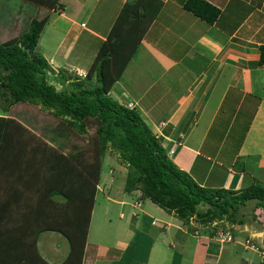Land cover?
Segmentation results:
<instances>
[{
	"label": "crops",
	"instance_id": "0c3cea01",
	"mask_svg": "<svg viewBox=\"0 0 264 264\" xmlns=\"http://www.w3.org/2000/svg\"><path fill=\"white\" fill-rule=\"evenodd\" d=\"M128 1L59 0L47 24L57 35L58 45L44 51L46 55L39 52L54 71L52 77L63 71L84 78ZM158 1L162 4L160 12L111 97L126 107L133 104L169 158L202 186L238 191L255 181L264 183V66L258 64L264 46V0H205L221 12L214 24L187 11L183 6L187 0ZM9 112L3 108L0 117L18 120ZM11 149L6 146L3 153L8 159L0 166V173L7 178L6 187L0 188L1 201L9 205L18 189L25 205L30 200L29 186L25 184L22 189L18 183L29 179L30 169L26 167L25 151ZM54 151L48 155H55ZM37 178L39 183L31 186L32 192H39L44 185ZM113 196L105 195L107 211L99 231L94 230L96 197L83 264H128L126 255L130 251L133 255L129 260L134 264L139 260V249L141 254L146 253L139 264L220 263L225 247L212 248L208 236H201L211 229L209 226L200 225L195 218L184 223L150 201L135 209ZM257 220L264 221L261 217ZM132 221L136 222L135 231L142 230L140 235L131 231ZM248 226L246 222L231 225L236 245L247 233L258 235L263 245L264 225L257 233ZM56 233L61 238L53 251L42 249L40 241L31 249L45 253V257L40 256L47 264H63L70 252L68 239ZM0 235L16 234L0 229ZM144 235L148 242L142 246ZM29 244L28 240L15 239L7 247L23 249ZM244 254L242 264H259L254 251L244 249Z\"/></svg>",
	"mask_w": 264,
	"mask_h": 264
},
{
	"label": "trees",
	"instance_id": "16d2710c",
	"mask_svg": "<svg viewBox=\"0 0 264 264\" xmlns=\"http://www.w3.org/2000/svg\"><path fill=\"white\" fill-rule=\"evenodd\" d=\"M27 1L50 11H56L59 7V0ZM161 5L158 0H129L123 6L86 76L82 78L60 72L57 80L59 85L64 86L62 90L50 82L49 64L37 50L49 18L33 20L26 33L9 42L0 43V97L9 99L11 104L29 103L54 110L56 116L70 118L69 125L78 127L82 132L96 124L95 150L98 151L90 165L82 161V154L70 158L54 151L52 161L48 159L44 164L43 157L40 160L32 157L35 151L43 156V149L30 150L33 153L31 157L28 156L29 149L25 151L26 167L30 169L29 179L26 180L29 186L27 192L29 199H33L29 203L39 206L46 198L61 195L68 202H73V209L78 216L68 221L72 217L68 214L70 209H64L59 216L51 212L52 206L45 209L43 206H29L26 209L22 205L24 197L16 189L12 202L0 205V229L16 234L12 237L0 235V264L14 261L38 264L36 260L47 264L36 249L31 251L40 233L45 231L60 232L68 239L70 252L63 264H83L91 212L100 182L102 158L109 148L114 151L112 153L116 152L115 155L119 156L128 170L125 191H140L143 200H150L184 223L195 218L203 226L225 222L242 225L241 212L252 202L255 203V210L264 213L263 182L255 181L238 191L202 186L169 158L162 142L151 132L134 107H126L110 95L160 12ZM183 6L209 24H214L221 13L205 0H187ZM258 64L264 66V46L260 48ZM15 125L14 120L0 117V166L8 159L3 148L13 141L12 135L16 127H19ZM16 143L19 141L15 139L16 151L25 145L21 143L17 147ZM47 169L49 173L45 174ZM37 177L44 184V193L40 192L41 189L39 192L31 190L32 185L39 183ZM16 205L21 209L17 210L19 207ZM201 208L206 210L202 211ZM15 239L28 240L31 245L23 249L8 248V242Z\"/></svg>",
	"mask_w": 264,
	"mask_h": 264
},
{
	"label": "rangeland",
	"instance_id": "374dc122",
	"mask_svg": "<svg viewBox=\"0 0 264 264\" xmlns=\"http://www.w3.org/2000/svg\"><path fill=\"white\" fill-rule=\"evenodd\" d=\"M51 12L50 10H47L43 7H40L38 5H35V3H32L27 0H0V43H6L11 40H14L21 36L22 34L26 33L29 30L30 24L33 20L42 21L46 18H50ZM57 35L53 32V29H49L47 25L45 26L43 33L39 39L38 43V52H42V54L46 52L47 50H53L55 47H57ZM42 47L43 51H40ZM40 48V49H39ZM44 56V55H43ZM45 57V56H44ZM48 62V61H47ZM49 64V63H48ZM51 69L49 67V73ZM54 72V71H53ZM53 72L51 71V76H54ZM58 78V77H57ZM56 77H52V80L50 79V82L52 84H56L59 90H62L64 88L63 85H59L58 80ZM60 78V76H59ZM131 107H134L133 104H131ZM8 108L10 110L9 115H13L14 118L18 120H14L16 122L15 126H19L15 130V134L12 135L13 141L7 146L8 148H14L11 150H16L15 148V139L19 141V143H16V146L18 147L21 143L25 144L20 147L19 152L22 151H28L44 148L46 151L47 156H45V151L42 156L40 152H34L29 151L28 156H32L33 159H41L43 157V163L46 164L47 160L52 161V155H48L51 150H54L56 152H60L63 154H66L68 157L71 158V156H78L80 154L83 155L84 158H82V161L88 165L92 164L94 160L96 159L94 156L98 154V151L95 150L96 143H97V136H96V124H92L87 127L86 132L80 131L78 127H72L69 125L68 120H71L70 118H62L55 115L54 110L46 109L40 105H34L29 103L24 104H11L9 99L0 97V111L2 109ZM28 140H30L28 142ZM42 146H41V145ZM30 146V147H29ZM5 149L3 148V151ZM2 151V150H1ZM49 152V153H48ZM114 151L109 148L104 157L102 158V170H101V176H100V182L98 185V192H97V202L98 205L96 207V213H95V224H94V230L99 231L100 230V224L104 221V212L107 211L105 208V195L114 194L113 198H115L117 201H125L126 203H130L135 209H138L146 201L150 200H143L142 199V193L140 191H134L137 192V194L127 193L125 191L126 186V178L128 174L127 168L123 166L121 163V160L119 156L115 155V153H112ZM13 159V158H11ZM32 159V158H31ZM48 166V165H47ZM49 173L48 169L45 170V174ZM29 176L30 174L27 173ZM7 178L3 177L2 173H0V188L6 187ZM1 184L5 186H1ZM26 181L18 183V186L20 188L26 187ZM34 187V186H32ZM39 188V186H37ZM40 192H43L45 188L42 186ZM44 193V192H43ZM42 195L39 196V199L41 200ZM3 198V195H0V205L3 203L1 200ZM38 199V200H39ZM32 199L26 202L24 207L28 209L29 206L36 208L39 206H43L44 209L47 208V206H52L51 212H55L58 215H62V211L64 209H70L67 213L69 216L77 215V213L74 211L73 207L74 205L66 200L65 197L56 195L53 198L49 197L48 199L44 200L41 205L37 206L34 205L31 202ZM151 202V201H150ZM69 203V204H68ZM152 203V202H151ZM67 205V206H66ZM21 209L19 205H16ZM157 206V205H156ZM107 207V206H106ZM11 208L14 209L13 205H11ZM16 209V208H15ZM116 209L117 208H112ZM39 210V209H38ZM200 210L205 211L206 208H201ZM70 213H73L70 215ZM171 214V213H169ZM82 216H85L81 214ZM174 215V214H173ZM241 219L243 222L249 223V230L252 233H257L259 231H262L264 221L257 220L258 217H261L262 220H264V213L260 210H255V203H249L246 208H244L241 212ZM69 218V217H68ZM135 219V218H133ZM68 220V219H67ZM196 222V221H195ZM198 223V222H197ZM223 223L218 224L216 227H210L211 229H208L205 231L206 235H201L204 237H207L208 240L212 241V248L213 246H223L225 247L224 253L222 252L219 264H242L243 258L246 256L244 254V249L246 251H254L256 253L255 260L258 263L259 258L260 262L259 264H264V241L263 245L260 243V238L258 235L254 234L250 236V233H247L246 236H244L243 240L242 238L239 240L240 245H236V237L231 229V224L229 223ZM136 225L135 221H132L130 223L131 231L133 232L134 226ZM254 225V229L252 226ZM102 231V230H101ZM100 231V232H101ZM46 234H43L45 233ZM43 233H40V236L38 237L37 243H40L42 245V249L45 247L49 248V252L53 251V247L55 244L59 242V238L57 237L58 233L55 231H45ZM52 232V233H51ZM54 232L56 234H54ZM134 232L137 235H140L142 230H134ZM230 233L232 234V237L234 239V242L228 243L224 242L225 240L221 238V235L223 233ZM59 236V235H58ZM130 239V238H128ZM243 241V242H242ZM133 244L136 242L133 241ZM148 242L147 235H144L142 240V246H144ZM246 242L250 243V245L253 247L246 248L245 244ZM261 245V246H260ZM237 247V248H234ZM260 246V247H259ZM257 249H253L256 248ZM146 250L145 252H147ZM41 253V252H40ZM39 253V254H40ZM42 254V253H41ZM45 253L42 254V256L45 257ZM133 255V251H130L126 257L128 258L127 263L131 264L132 260H129V256ZM146 253L141 254V250L139 249V260H136L139 264L140 258L142 260L145 259ZM50 257L52 258V254L50 253ZM42 258V257H41ZM177 259V258H176ZM216 264V262H213ZM186 264V263H184ZM212 264V263H209Z\"/></svg>",
	"mask_w": 264,
	"mask_h": 264
},
{
	"label": "built area",
	"instance_id": "2783aa9c",
	"mask_svg": "<svg viewBox=\"0 0 264 264\" xmlns=\"http://www.w3.org/2000/svg\"><path fill=\"white\" fill-rule=\"evenodd\" d=\"M260 211H261V210H260ZM261 212H262V211H261ZM221 238L225 240L224 242H228V243H232V242H234V239H233V237H232V234H230V233H228V232L223 233V234L221 235ZM245 247H246V248H251V247H253V245L251 246L249 242H248V243L246 242ZM251 249H252V248H251ZM253 249H257V248H253Z\"/></svg>",
	"mask_w": 264,
	"mask_h": 264
}]
</instances>
